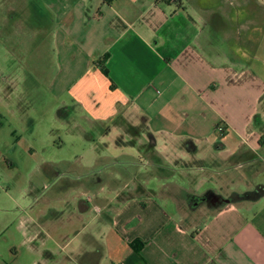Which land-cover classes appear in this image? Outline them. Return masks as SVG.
<instances>
[{
  "label": "crops",
  "instance_id": "crops-1",
  "mask_svg": "<svg viewBox=\"0 0 264 264\" xmlns=\"http://www.w3.org/2000/svg\"><path fill=\"white\" fill-rule=\"evenodd\" d=\"M43 1L30 9L56 54L50 87L126 177L105 224L143 245L111 256L91 198L31 218L23 243L43 264H264V0ZM100 183L84 182L93 201ZM70 208L82 229L61 245L44 229ZM76 235L72 251L49 245Z\"/></svg>",
  "mask_w": 264,
  "mask_h": 264
},
{
  "label": "rangeland",
  "instance_id": "rangeland-1",
  "mask_svg": "<svg viewBox=\"0 0 264 264\" xmlns=\"http://www.w3.org/2000/svg\"><path fill=\"white\" fill-rule=\"evenodd\" d=\"M31 1L16 0L12 6V0H0V264H43L42 255L33 253L26 246L28 243H23L28 237V226L32 227L27 222L45 211L50 216L52 207L61 216L68 202L74 204L80 198H91V214L98 216L96 234L101 228L111 256L123 255L132 247L140 251L139 242L129 243L126 233L119 235L105 224L109 216L117 214L118 202L110 199L113 188L126 191V177L113 179L111 171L116 167L109 165L111 160H97L92 151L95 146L79 138L82 129L78 124L83 121L78 107L68 103L67 95L58 96L52 91L50 77L58 65L56 54L50 46L49 33L46 38V31L40 29L45 19L36 15L38 12L31 13ZM97 148L104 154L110 150L103 143L97 144ZM78 154L87 160L81 156L79 159ZM46 163L48 168L55 169V175L47 173ZM83 163L85 170L73 167ZM118 168L126 172L128 160H120ZM89 171L97 176H87ZM97 177L105 191L95 193L93 201V191L84 182L91 180L94 184ZM68 211L63 220L50 222L44 229L61 245L69 240L63 236L71 238L82 229L74 218L77 213H72V208ZM80 240L76 235L62 248L50 239L49 245L58 254L74 250ZM36 244L42 248L40 239Z\"/></svg>",
  "mask_w": 264,
  "mask_h": 264
},
{
  "label": "trees",
  "instance_id": "trees-1",
  "mask_svg": "<svg viewBox=\"0 0 264 264\" xmlns=\"http://www.w3.org/2000/svg\"><path fill=\"white\" fill-rule=\"evenodd\" d=\"M106 72V70H104ZM141 243V245H143V242L142 241H139Z\"/></svg>",
  "mask_w": 264,
  "mask_h": 264
},
{
  "label": "built area",
  "instance_id": "built-area-1",
  "mask_svg": "<svg viewBox=\"0 0 264 264\" xmlns=\"http://www.w3.org/2000/svg\"><path fill=\"white\" fill-rule=\"evenodd\" d=\"M222 129V128H221ZM223 130V129H222Z\"/></svg>",
  "mask_w": 264,
  "mask_h": 264
}]
</instances>
